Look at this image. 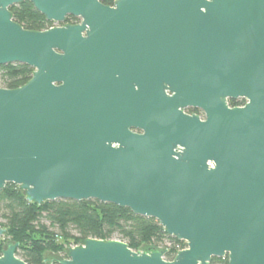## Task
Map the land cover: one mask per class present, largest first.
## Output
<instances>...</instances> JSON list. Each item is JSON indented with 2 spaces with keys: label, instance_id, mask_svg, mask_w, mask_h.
Returning <instances> with one entry per match:
<instances>
[{
  "label": "water",
  "instance_id": "95a60500",
  "mask_svg": "<svg viewBox=\"0 0 264 264\" xmlns=\"http://www.w3.org/2000/svg\"><path fill=\"white\" fill-rule=\"evenodd\" d=\"M24 2L81 22L27 31L10 11ZM12 64L35 72L0 88V191L112 204L187 245L169 262L90 239L51 264H264V0H0ZM19 246L0 264H26Z\"/></svg>",
  "mask_w": 264,
  "mask_h": 264
},
{
  "label": "trees",
  "instance_id": "16d2710c",
  "mask_svg": "<svg viewBox=\"0 0 264 264\" xmlns=\"http://www.w3.org/2000/svg\"><path fill=\"white\" fill-rule=\"evenodd\" d=\"M115 1L101 0L106 6H113ZM10 11L13 20L27 31L42 32L54 27L30 2L13 6ZM79 22L74 17L66 20L67 25ZM34 72L22 64L2 66L0 88L19 89L31 81ZM229 104L238 107L245 100H231ZM0 218L3 220L0 225L7 230L4 239L0 238V257L8 244L19 243L16 254L26 264H49L44 260L46 252L63 254L65 243L80 246L90 239L119 238L135 252H142L144 247H148L146 251L167 250L165 259L169 262L176 258L177 246L185 248L183 242L168 236L157 220L136 216L129 209L97 201L60 200L38 205L29 202L25 192L14 184L0 191ZM211 264H229V260L214 258Z\"/></svg>",
  "mask_w": 264,
  "mask_h": 264
},
{
  "label": "rangeland",
  "instance_id": "374dc122",
  "mask_svg": "<svg viewBox=\"0 0 264 264\" xmlns=\"http://www.w3.org/2000/svg\"><path fill=\"white\" fill-rule=\"evenodd\" d=\"M64 24H54V26H63ZM0 223H3V220L0 218ZM73 234H75V232H72ZM1 239H4V238H1ZM115 240H118V241H121L119 238H116ZM123 242V241H122ZM7 243V241H5V244ZM60 243H62V241H60ZM167 246H169L170 244H166ZM76 244L74 242H71L70 244L69 243H65V253H59V254H55V253H52V252H46L44 254V260H45V263H51V260H46V259H49L50 255H55L57 257H60L62 259L66 258V249H69L70 248H73L75 247ZM142 252H144V250H142Z\"/></svg>",
  "mask_w": 264,
  "mask_h": 264
},
{
  "label": "flooded vegetation",
  "instance_id": "af4514ba",
  "mask_svg": "<svg viewBox=\"0 0 264 264\" xmlns=\"http://www.w3.org/2000/svg\"><path fill=\"white\" fill-rule=\"evenodd\" d=\"M117 1V0H116ZM115 1V2H116ZM115 2H114V4H115ZM114 6V5H113ZM80 20V19H79ZM81 22V21H80ZM80 22L78 23V24H80ZM64 25H67L66 23L64 24ZM68 25H71V24H68ZM74 25H77V24H74ZM55 27V26H54ZM53 27V28H54ZM51 29V28H50ZM4 89V88H3ZM239 100H243V99H239ZM231 101V100H230ZM229 101V102H230ZM246 105V101H245V104L244 105H242V106H238V107H243V106H245ZM229 106H230V104H229ZM231 107V106H230ZM231 108H235V107H231ZM185 113L186 114H188V115H191V116H193V115H197V116H199L202 120H204L205 119V114L201 111V110H199V109H194V108H188V109H186L185 110ZM51 264V263H50Z\"/></svg>",
  "mask_w": 264,
  "mask_h": 264
},
{
  "label": "built area",
  "instance_id": "2783aa9c",
  "mask_svg": "<svg viewBox=\"0 0 264 264\" xmlns=\"http://www.w3.org/2000/svg\"><path fill=\"white\" fill-rule=\"evenodd\" d=\"M183 243H185V242H183ZM75 247H77V246H75ZM75 247H73V248H75ZM168 247H171V245H169ZM186 249H187V245H185V248H181L180 246H177L176 256L178 255V252L184 251ZM164 260H166L165 257H164Z\"/></svg>",
  "mask_w": 264,
  "mask_h": 264
}]
</instances>
